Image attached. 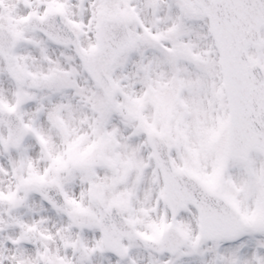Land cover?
Returning a JSON list of instances; mask_svg holds the SVG:
<instances>
[{
  "label": "snow or ice",
  "instance_id": "obj_1",
  "mask_svg": "<svg viewBox=\"0 0 264 264\" xmlns=\"http://www.w3.org/2000/svg\"><path fill=\"white\" fill-rule=\"evenodd\" d=\"M0 264H264V0H0Z\"/></svg>",
  "mask_w": 264,
  "mask_h": 264
}]
</instances>
